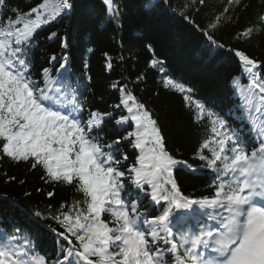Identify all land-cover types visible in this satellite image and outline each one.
Returning a JSON list of instances; mask_svg holds the SVG:
<instances>
[{
  "label": "snow or ice",
  "instance_id": "snow-or-ice-1",
  "mask_svg": "<svg viewBox=\"0 0 264 264\" xmlns=\"http://www.w3.org/2000/svg\"><path fill=\"white\" fill-rule=\"evenodd\" d=\"M102 2L106 23L122 28L118 0ZM197 3L203 5L204 0H188L177 12L169 0H148L146 10H166L195 26L187 12ZM241 4L242 0H228L224 12L201 29L210 46L233 51L216 40L215 33L222 20H231L226 15L229 10ZM74 8V0H42L24 13L8 0H0V161L26 162L30 169L42 170L45 183L71 186L83 197L71 204L62 203L52 214L57 228L49 230L58 238V246L51 256L34 251V242L17 226L11 213L18 210V202L0 197L6 202L0 208V225L4 226L0 230V264H264L261 63L244 51H234L242 75L249 81L247 86L241 83V76L232 81L241 111L230 115L240 127L195 100L192 86L171 75L163 76V86L183 94L188 106L195 109V119H207L210 125L211 139L204 141L197 153L203 164L195 168L168 151L153 112L127 83L113 84L121 93L120 103L114 107L127 112L115 123L120 130L134 127L126 136L106 141L104 128L113 115L85 108L80 85L71 79L67 53L59 58L51 56L53 66L42 67L38 76L34 73L37 30L58 17L71 15ZM261 33L264 15L258 25L243 29L236 38L246 40ZM56 35L53 32L49 39ZM120 43L123 47L122 40ZM68 47L65 36L62 48ZM146 47L153 52L150 66L166 73L164 62L155 58L153 46ZM107 68L112 69L110 57ZM121 140L138 151L131 166L124 163L128 156L120 151ZM178 168L193 175L210 172L213 195H184L174 176ZM146 198L154 207L161 206L159 215L141 210Z\"/></svg>",
  "mask_w": 264,
  "mask_h": 264
},
{
  "label": "trees",
  "instance_id": "trees-1",
  "mask_svg": "<svg viewBox=\"0 0 264 264\" xmlns=\"http://www.w3.org/2000/svg\"><path fill=\"white\" fill-rule=\"evenodd\" d=\"M41 2L42 0H8L11 6L24 13ZM118 2L121 5L122 28L114 23H106V9L100 0H74L72 14L58 17L37 37L34 72H40L42 67L48 65L50 56L59 50L66 35L72 59L71 69L79 71V77L83 73L91 80L86 91V109L111 112L113 115L112 119L106 121L104 128L106 141L124 137L134 127L125 126L124 130H120L115 123L116 119L127 115V112L114 107L120 103L121 93L113 84L119 82L118 86H122L127 83L129 89L153 112L165 137L168 151L175 158L200 168L203 162L197 158V153L208 136L207 121L195 119L194 107L188 106L183 94L165 88L163 76L171 75L192 86L195 100L202 102L207 108L225 113L237 124L230 112L240 114L238 106L241 101L232 81L235 76H241V83L245 86L249 81L243 77L239 58L234 55V51H244L258 60L264 68V33L254 34L251 39L246 40L236 37L250 25L259 24L260 16L264 15V0H242L241 6L230 9L226 14L231 20L221 21L215 39L233 50L227 52L215 51L201 29H206L217 15L224 12L228 0H204L203 5H193L187 14L195 21V26L180 15H173L166 10L147 11L148 0ZM169 2L171 8L179 12L188 0ZM197 8L199 11H196ZM53 32L57 35L49 39ZM147 44L153 46L155 58L164 62L166 73L162 74L158 68L150 66L153 52L149 51ZM109 57L111 70L107 68ZM85 63L89 64L86 73L82 71L86 68ZM137 77L142 79L137 80ZM120 151L127 154L128 161L124 163L131 166L138 151L125 140H121ZM120 158L118 155V159ZM42 175L41 169L32 170L26 162L15 163L8 158L0 161V196L18 202V210L11 213L17 226L37 239L42 252L50 254L55 242L48 228H57L56 223L52 224V214L60 210L62 203L71 204L74 199L83 197L71 186L45 183L41 180ZM174 176L186 196L201 198L213 195V190L209 187L212 179L207 171L193 175L184 168H178ZM9 177L15 179L9 180ZM49 192L54 195L49 197ZM25 193L31 195L26 196ZM5 203L0 200V208ZM37 212L40 215L34 214Z\"/></svg>",
  "mask_w": 264,
  "mask_h": 264
}]
</instances>
